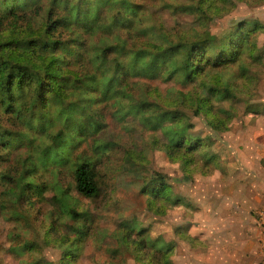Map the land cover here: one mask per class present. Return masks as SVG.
Listing matches in <instances>:
<instances>
[{
  "label": "rangeland",
  "instance_id": "obj_1",
  "mask_svg": "<svg viewBox=\"0 0 264 264\" xmlns=\"http://www.w3.org/2000/svg\"><path fill=\"white\" fill-rule=\"evenodd\" d=\"M58 1L60 8H67L69 3L84 10L92 3L91 0ZM135 1L138 4L136 15L129 21L120 22L114 21L120 9L117 3L105 1L100 4L97 1L102 5L98 11L103 15L101 22L112 32L119 30L118 37H106V30L100 27L96 28V33H87V28L85 32L83 25L77 31H69L74 35L64 38L68 41L69 51H55L63 58L65 53V62L59 63V69L64 73L59 82L62 97L51 96V111L44 124L37 122V128L32 131L21 123L25 120H17L13 114L0 108V134L14 132V124L20 131L28 132L23 143L15 146L6 158H0V174L1 170L12 173L31 161L38 164L42 159L46 168L52 167L53 171L50 173L38 167L35 176L46 182L47 187L40 189L32 208L24 206L30 211L31 217L28 218L9 215L10 205L15 207L16 195L10 189V179L0 176V264H22L33 260L60 264L64 249L74 252L71 264H143L138 259L141 251L136 254L135 245L126 240L128 233L130 238L144 234L148 240L169 242L172 245L171 264H210L212 255L205 249L204 214H199L198 207L192 199L190 201V194L196 192L197 185L204 186L206 176L199 172L185 176L178 161L151 144L150 138L163 141L164 137L160 128L153 129L146 122L147 112L139 100L145 97L147 88L154 89L152 93L157 89L163 100L168 90L198 88L202 82L216 83L217 79L220 86L229 87L226 98L213 100L216 106L233 109L234 117L228 129L215 130L202 115L190 113L188 132L204 137L209 142L207 150L217 153L227 166L237 157L239 149L236 146L250 144L256 153L264 151V0H232L228 10L224 7L214 9L216 14H210L204 23L202 19L198 20L194 11L187 9L190 0ZM221 3L216 0L211 4ZM11 4H15L11 13H6L4 6ZM50 4V0H38L37 4H32L31 0H0V38L10 36L12 31L15 36L30 29L41 34L49 9L53 10ZM243 19L257 20L262 24L247 36L254 45V53L261 51L263 57L260 60L257 61L256 56L255 59L249 57L245 50L238 61L221 67L208 65V71L202 77L197 76L189 83L182 82L179 73L169 79L143 75L153 69L150 64L139 62L137 49L154 53L156 45L165 46L170 38L176 41L183 36L189 40L200 32L198 38L218 42ZM27 35L28 48L24 53L29 59L35 58L37 51L46 48L40 36L35 33ZM77 39L83 41L81 47L78 43L77 50L82 52L85 48L89 53L79 60L73 57V45ZM61 44L65 45L64 42ZM11 46L15 53L22 52L21 47ZM104 46L107 47L103 55L105 62L98 70L97 63L91 62L89 55L102 51ZM241 63L247 64L248 69L242 70ZM120 67L119 73L128 68L129 73L126 80L121 81V88L129 95H124L120 87L107 86ZM140 68L146 72L140 74ZM75 73L87 78L75 83ZM91 76L101 91L87 88ZM32 87L28 88L29 97ZM154 97L155 94L149 95L150 99ZM40 123L44 126L41 127ZM57 130L63 132L55 138L53 134ZM81 153L87 154L94 163L99 185L98 191L90 197L79 194L72 186L71 170ZM57 168L58 172L55 171ZM217 168L222 170L219 162ZM225 170L223 168V172ZM163 175L173 194L181 196L182 200L166 205L164 212H155L148 207L153 196L144 186ZM70 208L77 214H71ZM128 225L133 228L128 229ZM181 231L189 237H183ZM25 241H31L33 249H22ZM152 245L147 244L142 251L150 253L155 248ZM252 256L254 254L245 253L242 262L264 264V254L260 250L255 257Z\"/></svg>",
  "mask_w": 264,
  "mask_h": 264
},
{
  "label": "trees",
  "instance_id": "obj_2",
  "mask_svg": "<svg viewBox=\"0 0 264 264\" xmlns=\"http://www.w3.org/2000/svg\"><path fill=\"white\" fill-rule=\"evenodd\" d=\"M5 1V0H3ZM32 4H37L38 0H31ZM102 4L107 1L109 4L117 3L119 5V11L115 14L114 21L120 22L126 19L130 20V17L136 15L138 11V4L135 0H95L89 4L87 9H79L68 3L67 8H60L58 0H50V4L53 10L50 8L45 18V28L42 33L30 31H21L20 34L14 36L12 31L10 36L4 35L0 38V108L2 111H7L14 115L17 120H25L24 126H29L32 131L37 127V122L44 124L49 117L51 108V96L62 97V89L60 90L61 81L63 78V70L59 69V63L65 62V53L68 50V41L64 38L73 37L69 31H77L83 25V28L87 33H96L97 27L106 30L105 36L115 35L118 37V31L112 32L107 28L102 21L103 15L98 11L102 7ZM216 0H190L187 5L189 11H194L199 19H202V23L206 22V19L210 14H216V8L229 9V4H233L232 0H219L221 4H211ZM211 2V3H210ZM19 4V2H18ZM207 4V5H205ZM15 4L11 6L5 5L4 11L11 13V10ZM7 6V7H6ZM20 8H23L21 5ZM25 8V7H24ZM54 11V16L53 12ZM81 17L80 19L78 18ZM207 17V18H206ZM206 18V19H205ZM205 19V20H204ZM88 23V25L86 23ZM261 22L257 20H241L236 23L227 35H223L221 40L215 42L213 39L197 38L186 39L181 36L176 41L168 39V44L156 45L157 51L154 53L146 50L137 49L139 51V62H145L150 64L153 69L151 73H145L146 69L140 68L139 73L147 77L169 79L174 74L179 73L182 82H193L197 76L202 77L203 73L208 71V65L211 67H221L230 63H234L239 60L242 53L246 50L247 55L256 60H260L263 55L261 51L254 53V45L247 39L249 32L255 31L261 27ZM66 32V33H65ZM27 33H35L42 38V44L46 48L44 51L40 50L36 52V57L30 59L24 53L28 48L29 36ZM65 33V34H63ZM43 37H42V36ZM66 36V37H64ZM64 42L63 46L61 43ZM78 43L80 47L83 41L77 39L75 46V53L73 57L79 59L83 58L88 51L84 48L83 51L77 50ZM15 47H21L22 52L15 53ZM40 42L38 43V45ZM125 43H123L124 45ZM109 47V45H107ZM40 49V48H39ZM36 49V50H39ZM64 49V58L60 53L55 51ZM104 46L102 51L98 50L89 55V60L93 63H97V68L105 62ZM89 54V53H88ZM64 59V60H63ZM6 65L9 67L7 69ZM247 64L241 63V69L247 70ZM132 66V64H131ZM147 69L149 68L148 65ZM120 68H117L118 72L110 78L108 87L113 88L120 87L124 95H129L124 91L122 80H126L128 75V68L122 69V73H119ZM131 72V68L129 69ZM75 83L87 78V76H80L75 73ZM77 77V78H76ZM121 82V83H120ZM216 83H204L202 82L198 88H191L188 90L175 89L168 90L166 98L161 99L160 92L156 90V93H152L154 89L147 88L145 97H141L139 100L140 106L146 110L144 119L150 125L151 128H160L164 137L163 141L150 138L151 144L154 147L163 149L166 155L179 163V166L183 174L187 177L192 176L195 172L206 175L218 167L219 155L215 152H209L206 148L209 142L204 140V137H200L198 134L188 132L191 124L188 122L190 113L194 115H202L206 119V123L215 130L225 131L228 129L231 120L234 117L233 109L224 108L222 106H216L213 102L215 99L226 98L229 94V87L227 85L220 86L219 81L216 79ZM33 87L31 97H29V86ZM90 91L101 88L96 84L95 78L90 77V81L87 84ZM122 85V86H121ZM79 87V86H77ZM28 92V93H27ZM156 97L150 99L149 95ZM194 94V95H193ZM17 97H12V96ZM172 96V97H171ZM135 106L134 104L132 107ZM139 108V107H138ZM9 109V111H8ZM188 118V119H187ZM41 125V123H40ZM44 125H41L43 127ZM13 131H8L0 134V158H6L8 153L15 149L19 143H23L28 134L27 131H20L18 125L14 124ZM63 130H57L53 137L58 138L62 135ZM15 134V136H14ZM29 159V158H28ZM29 162V160H28ZM26 162V163H28ZM25 163V162H24ZM22 163V165L24 164ZM260 163L264 167V155L260 158ZM46 163L42 159L38 164L31 161L29 164L24 165L20 170L15 172H8L1 170L0 176L8 177L10 179V189L15 193V207L10 205V216L13 218H28L31 217L30 211H26L24 208L30 209L34 206L36 196L40 195V189L45 188L46 182L41 181L36 175L38 167L43 168L45 171L53 173L52 167L46 168ZM42 170V169H41ZM58 172V168L55 170ZM72 174V186L81 195L90 197L95 195L99 189V185L96 179V173L94 169V163L91 161L87 154L78 156V161L75 162ZM164 176V175H163ZM144 189L151 193L153 196L152 203L149 202L148 207L155 212H164L166 205L177 204L182 200L181 196L175 195L172 192L171 185L167 182L166 177L159 176L156 179L153 178L149 185L144 186ZM63 191V189H62ZM173 197H172V195ZM156 198V200H154ZM160 201L156 204V201ZM187 204L188 202H184ZM25 206V207H24ZM156 206L157 208L151 207ZM9 207V206H7ZM71 214L76 215L77 212L70 208ZM128 229L133 228V225H128ZM52 227H50L51 230ZM126 231H129V230ZM181 231V235H182ZM17 235V232H16ZM187 235V234H186ZM183 234V237L187 238ZM132 238V239H131ZM127 234L126 240L131 241L135 245V253L138 254L141 251L138 259L143 264H171L170 254L172 251V245L169 242L156 240H148L144 234H137L134 238ZM149 241V242H148ZM154 246V250L149 253L142 251L147 245ZM34 244L31 241H25L22 244V249H33ZM149 254V259L147 258ZM74 252L70 249L63 250L59 258L60 264H71L73 260ZM22 264H47L39 263L38 261L25 262Z\"/></svg>",
  "mask_w": 264,
  "mask_h": 264
},
{
  "label": "crops",
  "instance_id": "obj_3",
  "mask_svg": "<svg viewBox=\"0 0 264 264\" xmlns=\"http://www.w3.org/2000/svg\"><path fill=\"white\" fill-rule=\"evenodd\" d=\"M234 160L214 168L206 175L204 186H196L190 201L204 214L205 249L210 252V264H244L248 252L255 257L260 246V227L257 210L264 207V167L254 146H236ZM236 163V164H235ZM223 168L226 170L223 172ZM258 262L254 263L257 264Z\"/></svg>",
  "mask_w": 264,
  "mask_h": 264
},
{
  "label": "built area",
  "instance_id": "obj_4",
  "mask_svg": "<svg viewBox=\"0 0 264 264\" xmlns=\"http://www.w3.org/2000/svg\"><path fill=\"white\" fill-rule=\"evenodd\" d=\"M258 224L260 227V246L261 250L264 252V207L257 210Z\"/></svg>",
  "mask_w": 264,
  "mask_h": 264
}]
</instances>
